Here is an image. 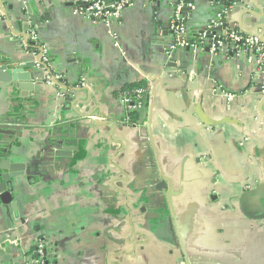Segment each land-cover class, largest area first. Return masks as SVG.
I'll list each match as a JSON object with an SVG mask.
<instances>
[{
	"label": "crops",
	"instance_id": "0c3cea01",
	"mask_svg": "<svg viewBox=\"0 0 264 264\" xmlns=\"http://www.w3.org/2000/svg\"><path fill=\"white\" fill-rule=\"evenodd\" d=\"M76 2L0 0L2 74L21 79L0 82V164L18 177L17 211L0 200V264H24L40 238L47 264H264V67L199 44L222 8L196 0L187 46L172 50L170 3L138 2L107 27ZM256 2L257 16L225 12V32L264 35ZM135 83L147 94L132 123L119 95ZM67 143L49 166L43 153Z\"/></svg>",
	"mask_w": 264,
	"mask_h": 264
},
{
	"label": "built area",
	"instance_id": "2783aa9c",
	"mask_svg": "<svg viewBox=\"0 0 264 264\" xmlns=\"http://www.w3.org/2000/svg\"><path fill=\"white\" fill-rule=\"evenodd\" d=\"M81 6V14L88 20L95 24H103L107 27H111L112 23L121 17V14L126 9L134 7L138 2H144L149 0H115L109 4L106 0H77ZM165 1L173 5L174 7V21L179 22V26L176 29L177 38L174 45L170 48L176 49L178 46H185V40L179 36L185 34L187 31V17L182 14V8L185 0H154ZM188 7H193L189 4ZM222 17L218 16L217 21L212 25L213 27L221 25ZM213 27H209L212 30ZM225 33V32H224ZM29 45L30 52L37 59V67L42 69L50 68V55L47 47L40 44L38 35L35 30L29 33ZM180 39L182 42H180ZM199 44L209 48V53L216 55L220 52L230 55L248 54L253 58H256L260 68L264 66V43L258 36L245 35L236 30H228L225 34L208 35L207 32L198 37ZM187 46V45H186ZM52 75V74H51ZM45 81L49 85H56L59 82V77L47 75ZM146 94L145 89H136L132 92L121 91L120 99L122 103L128 109L127 121L131 122L130 113L133 111L141 112L146 107ZM228 100L235 98L233 94H226ZM48 243L45 238H40L35 246L27 253L28 261L24 264H47Z\"/></svg>",
	"mask_w": 264,
	"mask_h": 264
},
{
	"label": "water",
	"instance_id": "95a60500",
	"mask_svg": "<svg viewBox=\"0 0 264 264\" xmlns=\"http://www.w3.org/2000/svg\"><path fill=\"white\" fill-rule=\"evenodd\" d=\"M153 1L154 0H149V1H145V2H153ZM249 1H250L251 4L249 3ZM256 1L257 0H209V2L213 3L214 5H219L222 8L219 11V15H218V16L222 17V20L220 21L221 25L213 27L212 25L217 20L211 21L210 25L208 27H206L204 31H201L199 34L202 35L205 32H207L208 35H210V37L212 35L221 36V35L225 34L227 32V31L225 32V30L231 28L229 26V23L227 22V20L225 18H223L225 12H227L228 10H230V15H231L232 13L237 12V11H235L236 9L239 10L240 8L245 7L246 8V12H244L243 15H247L248 14V15L257 16V14L253 11V9H250L251 5H252V7H255L256 9H258ZM106 2H111V1L106 0ZM155 2H157V1H155ZM157 3L159 4L160 2H157ZM189 4L195 5L196 4V0H185L184 1V6L182 8V14L185 17H187V13L191 10L188 7ZM76 6L81 7L82 4L79 1H77L76 2ZM263 13L264 12H261V14H263ZM5 16L7 17L8 15H5ZM7 18L9 19V17H7ZM10 21H11V18H10ZM178 26H179V22L174 21V11H173V16H172V18L169 21L168 26H167V30L169 32H166L164 34V36H167L168 33H169L171 36H173V41H171V43L170 42L161 43V44H163V46L165 45L167 47L166 49H170L174 45V43L176 41V38L178 36L177 35L178 32L176 31ZM209 27H213L212 30H209ZM158 32H159V29H158ZM188 34H189V32L187 30L185 34H181L179 37L181 39H186L187 40ZM198 37H199V35L197 36V38ZM181 39H180V42H182ZM260 39L264 43V35H262L260 37ZM26 43H27V46L30 48L31 46L29 45V38H27V42ZM206 51L209 52V48L208 47H206ZM15 60H16V58H15L14 54H11L9 56L8 63H13ZM49 70H50V68H47L45 71H49ZM60 70H62L63 74L67 78H69L72 74H74V68H71V69L61 68ZM6 71H7V64L0 63V82L7 83V81H14V82L21 81V79L18 77L19 73H15V74L12 73V78L11 79H6V75L2 74L3 72H6ZM29 74H30L29 79H27V81H24V82L29 83V82H32L35 79V73L34 72H31ZM80 74L81 73L79 72V76H80ZM62 82L63 81L60 80L56 85H59ZM66 82H67V80H66ZM262 104H264V102ZM24 123H25V121H22V123H21L18 119L13 121L12 123H9V125L7 127L8 130L16 131L15 133L11 134L13 139H15L16 137L20 136L22 131H24V127H23V125H25ZM69 144L70 143L64 144L61 147H59L57 144L51 145L49 147V150L45 151L43 153V157L49 159V166L50 165H54L56 168L59 167V165H60L59 158L64 157L61 154V151L63 150V148H65L64 147L65 145L68 146ZM65 150L66 149H64V151ZM41 167H44V166H41ZM3 171H5V168L3 166H1V164H0V200L2 201V203L5 206H10L15 211H17L16 201H14L15 200L14 193L16 192L17 187L15 185L14 179L18 178V177L15 176V175H10V173L3 174L2 173ZM156 185H158V187L160 188V186L164 185V183L158 182ZM185 261L187 262L186 256H185ZM187 264H188V262H187Z\"/></svg>",
	"mask_w": 264,
	"mask_h": 264
},
{
	"label": "trees",
	"instance_id": "16d2710c",
	"mask_svg": "<svg viewBox=\"0 0 264 264\" xmlns=\"http://www.w3.org/2000/svg\"><path fill=\"white\" fill-rule=\"evenodd\" d=\"M187 30H189L188 25H187ZM187 43L193 44V40H189L187 41ZM136 89H145L147 91V87L145 83H135V84L128 85L122 91L132 92L133 90H136ZM138 114L139 112L137 111H133L130 113V118H131L132 123L137 121Z\"/></svg>",
	"mask_w": 264,
	"mask_h": 264
}]
</instances>
